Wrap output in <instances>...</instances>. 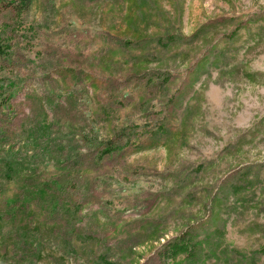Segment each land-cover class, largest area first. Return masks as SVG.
<instances>
[{"label":"rangeland","instance_id":"374dc122","mask_svg":"<svg viewBox=\"0 0 264 264\" xmlns=\"http://www.w3.org/2000/svg\"><path fill=\"white\" fill-rule=\"evenodd\" d=\"M179 237L264 264V0H0V264Z\"/></svg>","mask_w":264,"mask_h":264},{"label":"trees","instance_id":"16d2710c","mask_svg":"<svg viewBox=\"0 0 264 264\" xmlns=\"http://www.w3.org/2000/svg\"><path fill=\"white\" fill-rule=\"evenodd\" d=\"M185 245L186 244L182 241V238H180V237L178 239L173 240L167 246V250L165 251L166 255L169 256V258H171L175 263L176 261H179V260L174 259V257L177 255L178 252L184 251L185 255H186L184 260L185 259L187 260L186 263H184V264H192L193 261H196V256H195V249L196 248L195 247L186 248ZM179 262L181 264V261H179Z\"/></svg>","mask_w":264,"mask_h":264}]
</instances>
